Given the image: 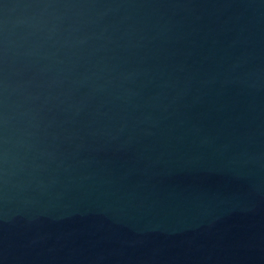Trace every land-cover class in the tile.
<instances>
[{"label": "water", "instance_id": "water-1", "mask_svg": "<svg viewBox=\"0 0 264 264\" xmlns=\"http://www.w3.org/2000/svg\"><path fill=\"white\" fill-rule=\"evenodd\" d=\"M0 264H264V0H0Z\"/></svg>", "mask_w": 264, "mask_h": 264}]
</instances>
